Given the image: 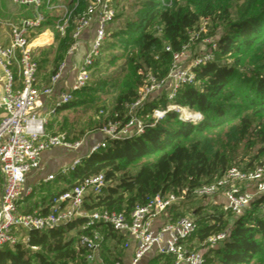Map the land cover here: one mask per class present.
I'll list each match as a JSON object with an SVG mask.
<instances>
[{
	"label": "trees",
	"instance_id": "16d2710c",
	"mask_svg": "<svg viewBox=\"0 0 264 264\" xmlns=\"http://www.w3.org/2000/svg\"><path fill=\"white\" fill-rule=\"evenodd\" d=\"M51 2L72 3L71 0ZM194 5V0L126 2L124 7L127 6L129 13L121 19L117 17L120 13H115L116 23L107 29L101 52L94 57L89 79L80 91L88 90L92 84H102L96 80L89 82L94 76H108L109 69L119 59L132 64L135 70L165 74L171 55L164 47L168 45L171 51H179L200 17L209 18L214 9L198 11ZM227 9L221 7L215 18L223 28L214 37L213 58L192 67L193 82L180 84L172 100L178 106L199 111V118L182 117L171 109L154 121L152 111L165 108L168 101L163 94L153 97L138 110L143 123L141 133L108 139L73 168L57 173L48 185L36 191L31 189L29 198L34 192L44 191L39 203L33 200L19 208V202L18 210L44 214L52 200L73 183L102 173L104 184L98 191H89L84 196L83 209L116 210L128 216L136 204L153 194H179L184 190L183 199L192 200L196 196L192 194L195 187L211 182L229 167L252 169L262 165L258 158L264 151V0H245L237 9ZM54 11L44 9V21L29 31V36L45 27L53 31L50 45L32 50L33 56L38 50L34 56L37 75L40 69L55 71L72 42V24L60 35L55 27ZM120 76L121 72L110 73L105 78L108 86L116 89ZM80 91L61 108L83 104L84 98L76 96ZM134 97L133 91L120 93L108 115L102 114L101 106L98 127L107 120L125 121L123 103ZM62 132L77 138L69 133L72 130ZM242 158H248L243 165L234 163ZM202 209L198 204L191 214L195 228L186 241L188 248L196 249V244L205 243L208 236L226 232L222 240L202 252L204 264H247L264 254V193L256 195L237 216L223 211L221 206L206 213ZM167 212L172 219L182 215L176 204ZM83 221L84 217L76 216L51 228L22 231V240L0 246V264H86L81 256L83 249L77 243ZM100 230L103 263L122 261L126 249L124 235L107 226H101ZM146 264H173V259L171 255L154 254Z\"/></svg>",
	"mask_w": 264,
	"mask_h": 264
},
{
	"label": "built area",
	"instance_id": "2783aa9c",
	"mask_svg": "<svg viewBox=\"0 0 264 264\" xmlns=\"http://www.w3.org/2000/svg\"><path fill=\"white\" fill-rule=\"evenodd\" d=\"M14 4L30 9V15L21 17L17 22H3L9 32L7 44L0 43V68L2 70V92L0 106L5 115L0 122V172L2 189L0 193V246L13 244L20 232L31 229H47L67 222L76 216L84 217L80 226L77 243L83 249L81 256L86 264H104L100 256L103 234L101 226H107L124 235V247L132 246V254L126 264H139L140 259L149 252L171 255L173 264H204L201 251L187 247L186 241L195 228L194 220L189 215H181L176 219L166 218L160 225L154 226L153 220L167 209L177 204L179 195L156 193L149 196L143 203L136 204L127 216L116 210L85 211L82 207L84 196L89 191H98L104 184L102 173L79 179L72 186L61 192L53 200L46 213L36 211L21 213L18 204L22 199V184L26 174L40 168V155L45 149L61 146L76 153L71 163L61 173L77 165L81 159L99 147L108 139L123 138L142 132V118L138 110L153 97L162 94L168 101L165 108H155L151 117L154 121L161 119L167 110H176L182 117L197 119L199 111L190 112L185 106L173 103V97L180 84L194 80L193 66L204 64L213 58L216 43L206 39V47L197 54L186 67L177 64L184 54L185 43L179 51H171L170 46L164 49L170 52L172 65L163 78H157L150 72L146 73L143 87L138 96L130 102L125 121L118 118L107 120L99 129L100 139L93 142L79 153L84 138L71 139L65 132L50 134L45 126L48 117L61 106L73 99L87 83L90 76V65L102 49L103 42L111 28L115 15L116 0H87L81 11H77L78 0L71 5L66 2L52 3L51 0H8ZM44 9L55 10V27L60 35H64L67 27L72 24L70 37L72 42L66 53L72 55L78 48L79 40L84 32L90 31L88 46L75 68L74 79L69 87L60 92L52 106L41 113L43 98L51 95L54 86L61 79L64 62H60L56 70L49 76L46 85L37 84V62L32 53L35 36L31 39L30 29L38 27L45 19ZM76 11V12H75ZM206 24V18L198 26L199 33ZM190 32V31H189ZM190 36L189 39H191ZM188 39V40H189ZM158 94H154L157 93ZM186 110V111H185ZM55 178L48 174L45 180ZM29 189L25 192L28 193ZM264 193V167L256 165L252 169L229 167L221 176L209 183L202 184L192 190L196 196L220 195L221 209L232 215H239L251 200ZM226 232L208 236L205 243L213 246L222 240ZM113 264H123L116 260Z\"/></svg>",
	"mask_w": 264,
	"mask_h": 264
},
{
	"label": "rangeland",
	"instance_id": "374dc122",
	"mask_svg": "<svg viewBox=\"0 0 264 264\" xmlns=\"http://www.w3.org/2000/svg\"><path fill=\"white\" fill-rule=\"evenodd\" d=\"M130 0H116V7H115V13L119 16H117L119 19L122 15H125V13L128 12L127 6L124 7L126 2H129ZM195 5L193 8L198 9V11H207V9H213L212 14H208L209 18L206 17H200L199 23L193 27L189 32V39L185 46V52L184 54L179 58L177 64H180L182 68L186 67L188 64H190V61L203 49L206 47V39H213L216 36V34L220 31L221 28H223L217 20H215L216 15H218L220 12V8L227 6V10H235L243 3L245 0H194ZM77 5V11H81L83 7L85 6V3L87 0H78ZM81 2V3H80ZM220 7L219 9L215 7ZM76 12V11H75ZM57 12L54 11V14ZM237 15H241V12H238ZM236 16V15H235ZM113 21V23H116V19ZM206 18V24L202 26V29L199 33H196L195 35L192 33L193 30L195 32L198 31V26L202 22L203 19ZM4 25V24H3ZM154 33L156 31L152 30ZM40 52V51H39ZM38 54V50H37ZM78 57L80 54L77 55ZM172 65V59L169 62V65ZM169 68V66H168ZM168 71V69H167ZM165 74L157 73V75H154L157 80L160 78H163ZM112 72H121V76L118 80L117 88H111L108 86L107 79L110 77V73ZM146 72H142V70H135L132 64H125L124 59H119L115 61L114 65L109 69L108 76H94L92 77V80H90V84H92L93 81H101L102 84H92L88 90H82L80 93L76 94L78 97L84 98L83 104H77L73 107L67 108V110L64 112V115L59 118L58 124L61 123V129L62 131H68L72 130V132H69L71 135L77 136V138H85L89 140L90 142L97 140V135L99 134V127L98 123L101 120L99 108L101 106L103 107V115L110 114L111 110L113 109L115 105V99L116 96H118L120 93H125L128 91H133L135 93V97L132 100H127L123 103V110L127 114L128 113V106L130 102H132L137 96L140 91V89L143 87L144 79L146 76ZM107 78V79H105ZM105 80V81H104ZM157 93L154 94H158ZM186 111V110H185ZM192 112V109L189 110ZM248 160V158H242V161H235L234 163L236 165H243ZM258 162H261V164L264 166V151L260 154V157L258 158ZM34 194L35 198L38 199V194ZM41 194V193H40ZM185 200V201H183ZM191 199H183L179 195V200L177 202V207H179L180 212L182 215H189L191 216L192 212L195 210L196 206L200 204L203 209L202 213L209 212L212 208H220V202L218 195H212V196H194V198ZM183 201V203H181ZM21 208V204L20 207ZM192 217V216H191ZM23 232H20L19 236L17 237L18 240H22L23 238ZM196 249L204 252L206 249L210 247V245L206 243H198L196 244ZM247 264H264V254H261L257 256L255 259L250 261Z\"/></svg>",
	"mask_w": 264,
	"mask_h": 264
},
{
	"label": "crops",
	"instance_id": "0c3cea01",
	"mask_svg": "<svg viewBox=\"0 0 264 264\" xmlns=\"http://www.w3.org/2000/svg\"><path fill=\"white\" fill-rule=\"evenodd\" d=\"M27 15H30L29 8L19 6L8 0H0V43L1 44H7L9 41L8 28L2 23L6 21L17 22L21 17L27 16ZM34 36L36 38L34 39L32 50L37 47L44 48V46L50 45L53 42V31L50 27H45L40 32L30 35L31 39ZM90 37H91L90 31L87 30L86 32L83 33L81 39L79 40V45H78L77 50L72 55H69L65 52V56L60 61V62L62 61L64 62V69H63L61 79L54 86L51 95L43 98V107L42 109H39L41 113H44L46 110H48L52 106L58 94L66 90L71 84V82L73 81L74 74H75V68L88 46ZM35 54H37V52ZM78 54H80L79 57L77 56ZM48 69L49 68H47L46 71L43 69L42 70L40 69V72L37 76V84L39 86L46 85L48 83L49 76L54 72ZM1 92H2V70L0 68V94ZM66 110L67 109L59 108L54 114H51L48 117V121L45 126L47 133H51V132H53V134L58 133L59 128L62 123L60 121V123L58 124L59 118L64 115V112ZM4 115H5V112L3 108L0 106V122L3 119ZM97 137H98L97 140L100 139L101 137L100 133L97 135ZM71 139H78V138H71ZM92 143L93 141L90 142L89 140L84 138V143L79 153H83L88 148V146ZM75 155H76L75 152L66 150L65 148L61 146H55V147L43 150L40 155V165H41L40 168L36 171L26 174L25 176V180L22 184L23 194H22V199L20 200V204L22 206L27 205L29 201H33V200L37 201L36 203L38 204L39 199H40L39 197H41V195L44 194V191L41 190V192L38 193L39 194L38 199H34L35 198L34 195H32L30 198L28 196L31 189L34 188V190L35 189L37 190V189H40L42 185L43 186L48 185L46 183L51 182L54 179L45 180L46 176L48 174L53 173L56 177L57 173L61 172L62 169L66 168L71 163ZM52 185L54 186L55 184H52ZM1 189H2V175L0 172V193H1ZM27 189H29L28 193L25 192ZM34 194H37V192H34ZM218 196H219V199L222 200L221 196L220 195ZM25 197L27 198L26 200L24 199L25 200L24 201L23 198ZM32 205H34V203ZM168 217H169L168 212H166V214L163 213V214L158 215L157 217L154 218L153 225L155 227L160 225ZM131 254H132V246H129L128 248L124 250V255L122 257L123 264H126L129 261ZM153 255H154L153 251L145 254L140 259L139 264H146L147 261Z\"/></svg>",
	"mask_w": 264,
	"mask_h": 264
}]
</instances>
